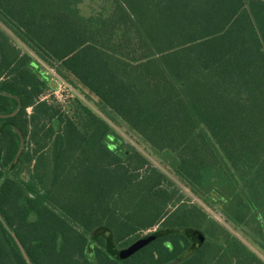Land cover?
<instances>
[{"label": "trees", "instance_id": "trees-1", "mask_svg": "<svg viewBox=\"0 0 264 264\" xmlns=\"http://www.w3.org/2000/svg\"><path fill=\"white\" fill-rule=\"evenodd\" d=\"M82 1L0 0V264H264V0Z\"/></svg>", "mask_w": 264, "mask_h": 264}, {"label": "rangeland", "instance_id": "rangeland-1", "mask_svg": "<svg viewBox=\"0 0 264 264\" xmlns=\"http://www.w3.org/2000/svg\"><path fill=\"white\" fill-rule=\"evenodd\" d=\"M99 3V0H83L81 3V9L84 12H88L90 8L97 7V4ZM0 26L2 28H5L2 23H0ZM18 41V40H17ZM21 43L20 41H18ZM46 70L51 73L53 76L55 75L53 71L49 68H46ZM54 84L56 86L55 94L59 98L67 97V96H78L80 99H82L87 105H89L94 111L101 114L100 111H98L96 105H95V99L93 97L87 98L85 93L81 91L79 88L73 87L69 85L66 81L63 79L54 76ZM63 94V95H62ZM102 115V114H101ZM103 116V115H102ZM113 128L128 142L132 143L139 151H141L148 159L152 161L153 164L157 165L159 168H161L165 173H167L171 178H173L177 184L182 188L184 193L190 197V201L196 202L200 204L204 210L215 220H217L219 223H221L230 233L233 235L238 236L241 239H244L240 232L235 229L230 223L223 220L221 217L218 209L216 207H209L206 204H204L200 199H198L195 195H193L188 188H186L183 184L177 181L175 176L171 173V171L157 158L155 154H153L144 144L140 143L135 136H133L131 133H129L125 127L114 124L113 122L109 121ZM249 247L254 250L263 260H264V254L259 251L256 247L251 245L248 241H245Z\"/></svg>", "mask_w": 264, "mask_h": 264}, {"label": "water", "instance_id": "water-1", "mask_svg": "<svg viewBox=\"0 0 264 264\" xmlns=\"http://www.w3.org/2000/svg\"><path fill=\"white\" fill-rule=\"evenodd\" d=\"M150 239H151V237L148 236V237H141V238L133 241L131 244H129L128 246H126V247H124V248H122L120 250V255L123 256V257L128 256V255H131L136 250H138L143 245H145ZM16 242H17L19 248L21 249L24 257L28 260V257L26 255L25 251L23 250V247L21 246V244L19 243V241L17 239H16Z\"/></svg>", "mask_w": 264, "mask_h": 264}, {"label": "crops", "instance_id": "crops-1", "mask_svg": "<svg viewBox=\"0 0 264 264\" xmlns=\"http://www.w3.org/2000/svg\"><path fill=\"white\" fill-rule=\"evenodd\" d=\"M3 25V24H2ZM4 26V25H3ZM5 27V26H4ZM10 36H12L16 41L18 40L11 32H10V30L7 28V27H5V28H3ZM19 41V40H18ZM20 45H22L26 50H28L29 52H30V50L27 48V47H25L23 44H21V43H19ZM31 53V52H30Z\"/></svg>", "mask_w": 264, "mask_h": 264}]
</instances>
